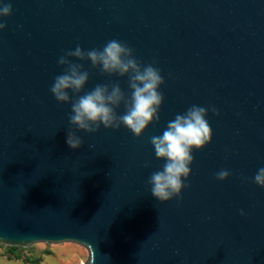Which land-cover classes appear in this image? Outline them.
I'll list each match as a JSON object with an SVG mask.
<instances>
[{"label": "water", "instance_id": "obj_1", "mask_svg": "<svg viewBox=\"0 0 264 264\" xmlns=\"http://www.w3.org/2000/svg\"><path fill=\"white\" fill-rule=\"evenodd\" d=\"M5 3L13 13L0 31V245L73 243L89 264H264V189L250 179L264 167V0ZM112 39L161 70L160 120L140 138L123 126L78 132L84 144L73 150L71 105L50 92L63 71L57 59ZM75 62L90 73L85 92L109 82L130 91L127 77ZM193 104L219 111L207 116L212 140L193 151L183 200L160 203L147 181L164 161L150 138ZM221 169L232 173L225 181L215 178Z\"/></svg>", "mask_w": 264, "mask_h": 264}, {"label": "clouds", "instance_id": "obj_2", "mask_svg": "<svg viewBox=\"0 0 264 264\" xmlns=\"http://www.w3.org/2000/svg\"><path fill=\"white\" fill-rule=\"evenodd\" d=\"M12 13L11 3L0 5V31L7 28L3 18ZM75 61L90 62L92 68L108 76L127 77L130 91L126 93L118 82H109L96 84L85 92L90 73L83 63ZM57 63L63 71L54 77L50 92L57 102L71 105L68 116L71 127L66 132L69 148L77 150L84 144L78 132L94 134L100 131L101 126L112 130H119L123 126L140 138L149 125L159 122L160 108L165 99L160 91L165 83L161 70L154 66L155 62L144 64L138 60L134 49L126 43L112 39L102 48L88 50L77 44L74 49L59 56ZM121 106L123 112L119 113L117 110ZM209 111L219 115L214 106L193 104L168 121L162 135L150 138L156 159L164 161L147 181L151 195L160 203L173 199L181 202L182 191L190 187L185 181L191 174L193 151L202 150L212 140V129L207 119ZM231 175L228 169H221L215 173V178L225 181ZM250 179L264 189V167L258 168ZM242 180L248 182L249 177L242 176ZM240 214L246 215L243 209ZM89 247L94 253L90 244ZM85 264L89 262L86 260Z\"/></svg>", "mask_w": 264, "mask_h": 264}, {"label": "rangeland", "instance_id": "obj_3", "mask_svg": "<svg viewBox=\"0 0 264 264\" xmlns=\"http://www.w3.org/2000/svg\"><path fill=\"white\" fill-rule=\"evenodd\" d=\"M10 247L0 245V264H27L22 259L41 258L39 264H85L88 260L87 250L77 244H34L28 248H18L22 259H14L10 253ZM48 251L49 254L45 252ZM11 258V259H10Z\"/></svg>", "mask_w": 264, "mask_h": 264}, {"label": "trees", "instance_id": "obj_4", "mask_svg": "<svg viewBox=\"0 0 264 264\" xmlns=\"http://www.w3.org/2000/svg\"><path fill=\"white\" fill-rule=\"evenodd\" d=\"M9 250H10V253L13 254L14 259H17V260L22 259L20 253L18 252V248L12 247ZM45 253L49 254L48 251H46ZM22 260L27 264H39L41 262V258L29 259L25 257Z\"/></svg>", "mask_w": 264, "mask_h": 264}]
</instances>
